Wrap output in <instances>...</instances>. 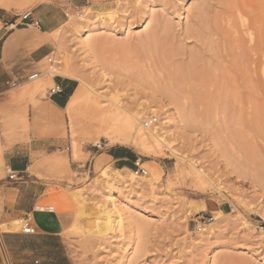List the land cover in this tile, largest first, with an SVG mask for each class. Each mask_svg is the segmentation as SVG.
<instances>
[{
  "label": "rangeland",
  "instance_id": "rangeland-1",
  "mask_svg": "<svg viewBox=\"0 0 264 264\" xmlns=\"http://www.w3.org/2000/svg\"><path fill=\"white\" fill-rule=\"evenodd\" d=\"M10 1L1 20L20 23L41 3L63 7L61 32L52 37L58 55L50 57L71 70L77 86L81 79L128 107L153 105L143 122L162 115L171 122L165 144H114L87 118L73 120L66 106L54 105V83L48 97L23 94L29 79L6 85L0 181H11L5 156L28 151L30 173L54 184L38 206L55 213L33 219L30 236L21 218L0 214V264H264V58L238 23L240 0H84L79 8L71 0ZM80 15L90 36L78 34ZM38 19L52 21L44 13ZM48 71L46 59L38 72L45 79ZM196 91L206 98L196 100ZM112 146L131 148L153 184L131 181L129 172L111 182V162L96 169ZM202 218L212 221L199 232Z\"/></svg>",
  "mask_w": 264,
  "mask_h": 264
},
{
  "label": "crops",
  "instance_id": "crops-1",
  "mask_svg": "<svg viewBox=\"0 0 264 264\" xmlns=\"http://www.w3.org/2000/svg\"><path fill=\"white\" fill-rule=\"evenodd\" d=\"M84 3V0H71L69 5L79 8L84 7ZM37 9H40V12L31 11L33 19L40 21L38 17L43 13L52 19L46 23L40 21L41 29H36L28 22L19 23V19L14 17L11 20L0 19V101L9 82L26 80L38 73V65L54 52L50 34L62 25L64 9L53 2L41 3ZM61 83L59 85L63 87L64 94L51 97V101L55 106L63 108L76 90L77 82L75 79L63 77ZM1 111L3 109L0 108ZM137 159L138 155L131 148L112 146L99 156L94 167L99 168L101 162H111L113 169H131ZM5 161L10 171L21 176L16 181H0V214L3 220L21 218L31 213L34 221L41 223L40 219L43 217L52 216L51 214L55 213L54 208L45 209L38 205L46 200V194L54 184L30 173V153L24 149L13 151L5 156ZM14 221L17 220L3 225L10 227ZM46 228L54 229L47 224ZM47 234L52 235L55 232Z\"/></svg>",
  "mask_w": 264,
  "mask_h": 264
},
{
  "label": "bare ground",
  "instance_id": "bare-ground-1",
  "mask_svg": "<svg viewBox=\"0 0 264 264\" xmlns=\"http://www.w3.org/2000/svg\"><path fill=\"white\" fill-rule=\"evenodd\" d=\"M22 1L24 3H33V0H22ZM219 1L223 2L224 0H219ZM12 3L13 2H11L10 0H0V8L10 9L13 5ZM238 6L240 7L238 12L236 13L238 23L241 24L245 35L249 37V43L255 44V46L257 47V51L262 55V59H263L264 58V0H240V4ZM79 18H80L79 24L81 28L80 30H78V34L79 35L88 34V36H90L89 34L91 33V30L88 28V20H86L84 15H80ZM229 19L233 20L234 18L232 17ZM203 23L204 25L202 24L203 25L202 28L205 29L207 26V22H203ZM60 32H61V29L58 28L50 34V37H57L60 34ZM53 54L58 55L57 52ZM48 58H51V57H48ZM44 61L42 62L41 65L44 64ZM40 74L38 78L29 80L26 83L28 87L24 88L22 92L23 94L28 95L29 93H31V95L33 94L34 96V93L36 94L39 92L41 93L42 96L48 97V95L46 94V90H47L46 86L47 85L49 86L52 83H54L53 85H55V82L53 80L55 76L69 78V79H76L74 74L71 72V70L68 67L62 68L59 62H57V65H55L52 70H49L48 72H46L45 79H43L42 75ZM77 80L80 82V85L77 86L74 93L70 96L67 102V105L65 107L66 112L68 113L70 117H72L73 120L75 119L73 118L74 115H79L82 118L81 123L84 122V119L87 118L89 120L88 125L90 126L97 125L98 128H100V130L103 132V135L106 136L107 139L110 140V142L114 144L115 143H121L123 145L165 144L166 138L164 136L165 135L164 128L167 123L171 122L170 118H168L165 115H162L161 122H158L157 120L156 124L148 128L144 127V122L142 121V119L144 118L146 114L147 108L150 109L147 112H150V113L154 112L155 107L153 105L148 104L146 106L143 103H138L136 104L135 107H128V106L123 105L121 102L109 101L106 97L102 96L101 94L93 90L83 80L81 79H77ZM207 80L206 81L208 83L210 79L207 78ZM258 81L261 86L262 92H264V68L261 69L259 73ZM201 90L202 89H200L199 91L201 92ZM199 91L195 92L196 93V95L194 94L195 96L192 94L193 92L191 94L194 97H196V100H199V98L201 99L202 97L204 100L206 98L204 93L208 92V90H206V92L203 91L202 94ZM207 98H208V95H207ZM155 103L157 102L155 101ZM77 123H80V122H77ZM78 153H79V147L75 143L73 145L74 158L77 157ZM3 161H4L3 153L0 148V162H3ZM124 172L130 173L131 181L141 180L144 182H148L149 185L153 184V179L151 178L150 174L148 176L147 171L145 175H138L136 174L135 171L133 172L131 169L126 168L124 170L116 169L117 175L115 174L112 176L110 175L108 171L106 172V175L110 179L111 182L112 181H124L125 176H122ZM110 198L114 200L115 203L118 202L115 192L110 194ZM220 215H222L221 212L218 213V217L216 218L217 222H219L221 218Z\"/></svg>",
  "mask_w": 264,
  "mask_h": 264
},
{
  "label": "built area",
  "instance_id": "built-area-1",
  "mask_svg": "<svg viewBox=\"0 0 264 264\" xmlns=\"http://www.w3.org/2000/svg\"><path fill=\"white\" fill-rule=\"evenodd\" d=\"M21 21L24 23H27V22L30 23L36 29H41L40 21L33 19L31 12H27L25 15H23L21 18ZM48 57H50V56H48ZM48 57L46 58L47 62H48V69L52 70L53 67L55 66V60L52 57L51 58H48ZM39 74H40V72L31 75L29 77V80L38 78ZM8 85L11 87H17L20 85V82L19 81H11L8 83ZM49 94H50V97H53L56 95H63L64 89L61 85L55 83V85L50 89ZM156 122H157V119L155 117H150L148 120H146L144 122V127L148 128V127L156 124ZM97 146H98L97 147L98 149L102 148L101 144H99ZM135 165L137 167L136 174H138V175H140V174L145 175L146 174V171L141 168V163L139 160L136 161ZM20 176H21V174L10 171L9 179L11 181H16L19 179ZM211 221H212V218H206V219L202 218L201 223L198 226V231L201 232L203 230V227L209 225L211 223ZM20 224L22 227V233L24 235L30 236V235L34 234L33 217H32L31 213H27L23 217H21Z\"/></svg>",
  "mask_w": 264,
  "mask_h": 264
}]
</instances>
